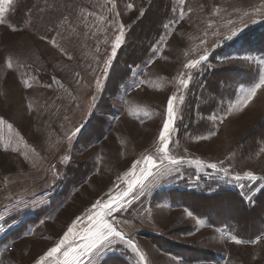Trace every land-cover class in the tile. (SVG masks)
I'll list each match as a JSON object with an SVG mask.
<instances>
[{
    "label": "rangeland",
    "instance_id": "374dc122",
    "mask_svg": "<svg viewBox=\"0 0 264 264\" xmlns=\"http://www.w3.org/2000/svg\"><path fill=\"white\" fill-rule=\"evenodd\" d=\"M115 4L113 10L108 0H13L0 24V264H35L77 217L82 230L93 203L126 188L118 177L143 155H153L157 165L143 194L138 185L108 217L124 239L111 238L93 264H190L175 252L199 261L191 264H264V236L245 240L205 218L252 227L264 220V88L246 107H235L241 89L264 74V0ZM120 24L123 42L113 56ZM251 30L254 45L239 42ZM146 38L142 62L138 48ZM205 49L207 60L185 68ZM133 58L139 59L130 63ZM180 73L191 76L187 89L177 83ZM173 95L169 154L181 162L161 165L156 147ZM172 189L218 195L204 202L181 198L202 218L158 201ZM226 191L242 205H231Z\"/></svg>",
    "mask_w": 264,
    "mask_h": 264
},
{
    "label": "snow or ice",
    "instance_id": "6c2138e0",
    "mask_svg": "<svg viewBox=\"0 0 264 264\" xmlns=\"http://www.w3.org/2000/svg\"><path fill=\"white\" fill-rule=\"evenodd\" d=\"M179 4L183 5L185 0H178ZM13 0H0V24H3L4 15L9 10V6L12 5ZM108 3L111 5L114 10L116 7L115 0H108ZM129 8L132 5L128 6ZM190 11V9H189ZM259 11V9H256ZM93 15V13H89ZM118 15V14H117ZM143 15V12H141ZM183 11H181V18H183ZM247 15V13H245ZM103 20V17H100ZM64 23H67V18L64 19ZM230 25L232 21L228 22ZM11 27V25H9ZM165 28L168 25L164 26ZM13 31L16 29L13 28ZM75 31V29H73ZM231 36L236 35V29H230ZM124 35V25H119V33L115 36L113 41L112 54L113 56L116 53V49L122 44ZM231 36L228 38L230 39ZM41 39H44L42 36ZM55 41L53 44L55 45ZM71 58V57H70ZM208 53L205 49L204 54L200 55L198 59H189L185 68L193 69L196 68L202 61L207 60ZM246 62L255 60L254 57H243ZM106 65L108 62H105ZM264 64V61H260ZM8 67H12L11 60L8 61ZM177 83L180 87L187 89L189 86V81L191 80L190 75L185 73H180L178 75ZM31 87L30 84L27 85ZM97 87L99 88V81L97 82ZM264 88V74L259 76V82L255 83L253 87L248 89H241L242 99L235 106L237 108L246 107L249 102L256 96L257 90ZM179 91V88H178ZM94 99V98H93ZM180 101L182 102L184 97L183 95L179 96ZM177 100V96L173 95L169 97L167 101V111L166 119L163 122V126L158 136V143L156 147V153L159 154L161 165L165 160L169 161L173 165L179 164L181 161L169 154V144L171 142V133L175 130V121H176V111L174 107V102ZM4 121L0 119V124H3ZM11 129V125L8 126ZM77 128L72 134L68 137L69 142L71 141L72 136L78 132ZM16 149H13L15 151ZM68 159V157H64ZM195 163L199 165L201 161L196 160ZM143 165L139 168V174H137L138 166ZM157 167L156 160L153 158V155H143L141 159L136 160L131 168L124 172L123 176L118 177V179L126 185V188L118 190L115 195L111 193L108 194V199L106 201L97 200L93 203L91 209L88 210L87 223H85L82 230H77V225L83 223L81 217H77L70 226L67 227V230L64 232L62 238L51 248H49L43 255L36 259L35 264H84V260L88 258V264H93L92 257L94 255H99L100 251L107 245L111 244L114 237H118L121 240L124 239V233L119 230L113 222H111L108 217L116 211L118 208H123L122 201L127 197L133 190L139 185L141 189V195L143 194V189L145 187L144 181L153 175L152 169ZM208 167L216 168V164H209ZM245 177L249 180H255L257 177L252 172H246ZM240 179V177H236ZM118 188V186H117ZM188 215H192L190 212ZM197 224H203V221L197 220ZM234 243L241 244L244 241L237 239L235 236L231 237ZM127 243L133 247L134 250L136 245L131 239L127 240ZM140 259L143 261L145 259L144 255L140 254Z\"/></svg>",
    "mask_w": 264,
    "mask_h": 264
},
{
    "label": "trees",
    "instance_id": "16d2710c",
    "mask_svg": "<svg viewBox=\"0 0 264 264\" xmlns=\"http://www.w3.org/2000/svg\"><path fill=\"white\" fill-rule=\"evenodd\" d=\"M254 32H255V30L249 31L248 33H246L245 37L243 36L244 39H242V40L239 39V42H245L247 45L253 46L254 43H252V41H249L250 39H248L247 36L251 37ZM149 34L150 33H148L147 35H149ZM147 40H148V38H146L145 41L142 43L141 49L138 48V52L141 54L139 58H142V62H144V60H146L148 58V56L146 54L147 50H148L146 48L147 47V42H148ZM135 48H136L135 45L131 46V50L130 51L132 52ZM139 58H133V60L130 63H132V62L135 63ZM135 59H137V60H135ZM128 73L125 75V77L123 75H121V79L123 77L125 79L127 77ZM164 192H165L164 194H161V193H160L161 195L159 194V196H160L158 198L159 202L160 201L161 202L168 201V202H170V203H172L174 205L186 206L187 208L190 209V211L192 213H195L199 217H202V218L205 217L203 212L202 213H198L199 210L196 208V206H193V205L189 204V202H187V201H183L181 198L185 196V197H187L189 199H193V200L204 202V201H212V200L215 199L214 197H217V195H218V194L207 195L205 193H198V192H194V191H192L191 193H187V190H180V189H172V190L164 191ZM224 193L227 194L226 196L233 195V196H230V198L232 197L230 202H229L231 205H234V204L238 205L237 203L238 202L240 203V200H239V198H238V196L236 194L232 193L231 191H226ZM183 194H185V195H183ZM257 206H258V202H257V199H256L255 205L252 208H249V210H248L249 213H251V214L255 213V211L257 210ZM205 218L209 221V223L212 225V227L217 228V229L226 228L230 232L233 231L235 236H237L239 238H242V239H245V240H254V239H257V238H260V237L264 236V220L261 221L259 224H257V227H252V225L246 224V223L243 224L242 226H240L237 221L232 220V219H227V220H224L222 222H220L218 220L217 222L214 223V218L212 219L210 216H207ZM175 256L178 257L179 259L181 258L184 262H187V263H190V264L191 263H195V262H199V261L190 262L192 257L191 258L190 257H185V256H183V254L181 255L182 257H180V253H178V252H175ZM211 258L212 257L200 258V260L201 261H203V260L204 261H207V260L210 261Z\"/></svg>",
    "mask_w": 264,
    "mask_h": 264
},
{
    "label": "built area",
    "instance_id": "2783aa9c",
    "mask_svg": "<svg viewBox=\"0 0 264 264\" xmlns=\"http://www.w3.org/2000/svg\"><path fill=\"white\" fill-rule=\"evenodd\" d=\"M110 55H111V54H108L107 58H105V61H107V62L110 61V59H111V56H110Z\"/></svg>",
    "mask_w": 264,
    "mask_h": 264
}]
</instances>
